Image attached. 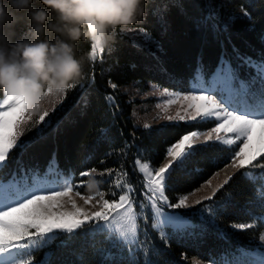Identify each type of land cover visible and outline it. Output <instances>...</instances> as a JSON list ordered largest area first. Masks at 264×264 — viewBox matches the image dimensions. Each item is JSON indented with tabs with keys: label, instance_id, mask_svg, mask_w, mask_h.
I'll use <instances>...</instances> for the list:
<instances>
[{
	"label": "trees",
	"instance_id": "16d2710c",
	"mask_svg": "<svg viewBox=\"0 0 264 264\" xmlns=\"http://www.w3.org/2000/svg\"><path fill=\"white\" fill-rule=\"evenodd\" d=\"M35 6L45 7L40 0H35ZM143 8V14L134 23L117 26L115 39L95 60L87 59L92 51L91 39L77 42V56L85 57L83 78L72 83L76 86L67 91L60 107L50 114L51 124L41 134H36L34 126L25 131L23 141L28 142L27 146L9 153L0 176L43 172L53 161L57 172L72 176L74 189L84 195L107 192L112 187L115 172L111 176L98 174L106 169L127 171L135 188L141 190L142 177L135 171L137 159L150 161L154 167L162 166L169 145L214 122L149 124L145 128L133 116L135 102L129 89L135 86L146 90L154 83L188 90L196 69L209 74L221 56L241 75L254 73L246 59L264 62V0H144ZM28 28L26 20L16 23L12 39L27 38ZM132 29L144 30L154 42L141 43L131 34ZM110 82L117 88H111ZM109 95L116 98L115 103L106 99ZM227 157V148L218 144L197 146L196 154L169 181L171 187L166 192L171 202H176V194L201 187L230 164ZM90 169L97 173L80 175ZM243 171L232 172V179L213 201H204L189 210L178 209L191 217L193 227L184 232L166 229V241L151 228L150 217L140 228L137 242L131 245L99 230L96 224L85 225L72 234H57L48 245L47 255L39 253L35 262L228 264L238 247L264 244L260 240L264 233V202L257 195L262 184L259 179L250 182L241 175ZM251 171L259 177L262 170ZM205 205L214 212L202 214ZM246 222H256L257 227H233Z\"/></svg>",
	"mask_w": 264,
	"mask_h": 264
},
{
	"label": "snow or ice",
	"instance_id": "6c2138e0",
	"mask_svg": "<svg viewBox=\"0 0 264 264\" xmlns=\"http://www.w3.org/2000/svg\"><path fill=\"white\" fill-rule=\"evenodd\" d=\"M244 14L247 15L246 12ZM141 33L146 43L154 42L149 33L144 30H141ZM92 50L95 60L98 53L104 52V47L93 49L92 45ZM245 63L255 69L259 78V101L256 93L251 90V85L255 84L256 80L253 79L251 83L239 80V86L235 87L237 76L227 60H221V66L216 70L211 82L214 86H222V91L228 93L226 98L222 95L221 99H217L216 95L209 94L216 89L204 88L199 74L197 80L201 86L194 87L187 93L174 92L167 88L160 91V96L166 99L163 105L158 104L157 107H161L163 112L167 113L173 104L182 105L175 115H166V120H211L215 121V126L205 132L194 130L182 135L166 148L167 163L162 166L154 167L150 161L141 162L139 159L134 162L135 171L142 177L140 183L144 200L139 203L134 199L135 186L128 178L127 171L122 169H106L105 172L98 173L101 176H111L115 172L116 178L107 192L97 191L91 195H81L76 191L73 196L75 185L70 180L56 187L42 188L36 177L21 176L17 179L14 175L8 184V188L16 189L11 195L5 194V185L0 183V264H34V257L28 251L30 248L50 244L57 238L58 233L72 234L85 225L96 224L101 229H109L127 244H134L138 237V218L147 219L143 212L145 208L151 209V227L158 231L161 240L167 239L166 229L170 228L174 232L187 231L193 227L191 221L180 213L165 212L164 208H191L193 205H202L204 201H213L217 192L232 179L229 175L222 182L213 185V179L219 176L217 172L200 188H195L189 193H178L175 195L176 202H171L166 192V189L171 187L169 181L173 173L178 168H183L196 154L197 146L213 147L218 144L226 147L227 158L230 160L226 168L244 170L241 175L250 182H256L258 179L264 181V160L260 159L264 157V62L257 63L248 58ZM75 86L71 84L62 94L49 101L53 111L57 104L62 103L67 91ZM110 86L117 88V85L111 82ZM234 97H239L240 101L233 103ZM106 99L115 103L116 98L109 95ZM49 115L47 107L36 110L23 97L4 94V99L0 102V170L6 166L9 153L13 149H24L27 146L28 142L20 140L25 134L24 125L33 122L36 134L39 135L51 124V120L46 121ZM144 127L149 128L150 125L145 124ZM254 168L262 170L259 177L251 171ZM94 173H97V170L90 169L80 175L91 176ZM29 179L32 180L31 184ZM92 186L94 185H89ZM204 188L210 189V194L189 203L190 197L196 196ZM257 195L264 202V190L259 191ZM108 196L112 198H106ZM75 197H79L83 205L78 204ZM88 205H92V208L99 207L93 211ZM137 208L141 211L138 212ZM213 212L214 209L207 205L202 209V214ZM261 220L264 221V217ZM233 227L245 230L257 227V223H239ZM260 240L264 241V233H261ZM193 264L198 262L194 261Z\"/></svg>",
	"mask_w": 264,
	"mask_h": 264
},
{
	"label": "clouds",
	"instance_id": "9594fccd",
	"mask_svg": "<svg viewBox=\"0 0 264 264\" xmlns=\"http://www.w3.org/2000/svg\"><path fill=\"white\" fill-rule=\"evenodd\" d=\"M0 0V90L23 97L36 110L83 78L85 57L77 42L93 49L115 39L117 26L134 23L144 0ZM23 13L24 15H18ZM26 20L27 38L13 40L14 25ZM93 50L87 59L93 60ZM38 106V107H37Z\"/></svg>",
	"mask_w": 264,
	"mask_h": 264
},
{
	"label": "rangeland",
	"instance_id": "374dc122",
	"mask_svg": "<svg viewBox=\"0 0 264 264\" xmlns=\"http://www.w3.org/2000/svg\"><path fill=\"white\" fill-rule=\"evenodd\" d=\"M131 34L137 39L140 40L141 43L145 42L143 40V35L141 33V31L139 30H130ZM93 43V42H92ZM146 43V42H145ZM100 55V53L97 54V57ZM96 57V58H97ZM221 60H227L229 63L230 61L228 59H226L225 57L221 56V59L219 60L218 64L216 65V67L212 70V72H210L209 74H204L200 68L198 67L195 71L194 76L190 79V83H189V87L188 90H173L167 87H160L157 84L154 83H150L148 85V89L143 90L141 88L138 87H131L129 89V93H130V98L132 99L133 102H135L134 105V111H133V116L136 118L137 123L141 124V125H145V124H163V123H174V124H178V122H184V123H188L186 121H169L166 120L164 117L166 115H175L177 110H180L182 105L177 103V104H173L169 107V110L167 113L162 111L161 107H157V105H163L164 100L166 99V97H162L160 96V91L164 88H167L171 91L174 92H181V93H187L191 90H193L194 87H199L201 86L200 83L197 80V76L199 74V76L202 78L203 84L202 86L204 88H213L215 87L216 91H211L209 92V94L211 95H216L217 99H221V96L223 95L225 98L228 96V93L226 91H222V86L221 85H213L212 79L213 76L216 74V70L221 66ZM259 63V62H257ZM231 64V63H230ZM232 66V64H231ZM233 67V66H232ZM234 69V67H233ZM254 73H247L245 75H241L239 72H236V76H237V82L235 83V87H238V82L239 80H243L246 83H251V81L253 79L256 80L255 84L251 85V90L253 92L256 93L257 95V101H259L260 99V81L259 78L257 77L256 71L253 68ZM156 86V87H154ZM4 99V94L2 97H0V102H2V100ZM240 101L239 97H234L232 102L233 103H238ZM251 103V102H250ZM61 104H57L55 107V110L57 108L60 107ZM49 109V113L51 114L52 112H54L52 110V105L48 104L46 106ZM39 114H37L38 116ZM50 117V115H49ZM49 117H46V121L49 120ZM36 119V117H34V120ZM199 121V120H197ZM192 122V121H189ZM201 123H206L205 121H199ZM214 124L206 127V128H197L196 130L201 131V132H205L207 130H210L212 127L215 126V121H213ZM33 126V122H29L28 124L24 125L25 127V131L27 129H29L30 127ZM36 128V127H35ZM25 135V134H24ZM21 141L24 140V136H22L20 138ZM19 143V141H18ZM141 162H145L147 160H140ZM164 163H167V159L164 161ZM236 171L235 169H232L230 167L226 168H222V170L218 171L219 176H216L213 179V185L222 182L226 176H229L232 172ZM16 176L17 179H19L21 176H27L29 178L32 177H36L38 179V183L39 186L42 188H50V187H56L59 184L65 182V181H71L72 182V176L70 175H63L57 172L56 167H55V163L52 161V163L43 171V172H25L23 171L20 174H15L12 173L10 175H8L7 177H2L0 176V183H3L5 185V194L6 195H11L13 191H15L16 189L13 188H8V184L9 181L12 180L13 176ZM214 174L210 177L213 178ZM209 179V178H208ZM32 183V180L29 179V184ZM73 183V182H72ZM205 183V182H204ZM203 183V184H204ZM201 184V185H203ZM260 184H262V187H258V192L264 190L263 186H264V181H261ZM200 185V186H201ZM200 188V187H199ZM75 192L76 190L74 189L73 191V196H75ZM119 192V190H118ZM210 194V189L204 188L202 189L200 192H198L196 194V196L194 197H190L189 203H191L193 200L204 196V195H208ZM84 195V194H81ZM107 198V197H106ZM75 199L77 200V203L80 205H83V201L79 198V197H75ZM111 199V198H109ZM134 199L137 201V203H139L140 201L144 200V195H143V187L141 188V190H138L135 188V194H134ZM95 203V201H93V204ZM195 205H193L191 208H182V209H192L194 208ZM70 207V205H69ZM87 207L91 208L93 211L98 210L97 206L96 208H92V205H88ZM137 211L140 212L141 210L139 208H137ZM165 212H177L180 213L182 215H184L186 218H188L191 223H192V219L189 215L183 214L181 213V211H179L178 209H168L167 207L164 208ZM144 212V216H146L147 218L150 217L151 218V223L153 220V213L151 211L150 208H145L143 210ZM262 217H264V215H262ZM147 220V219H146ZM145 219L142 218H138V234L140 233V228H143L144 223L146 222ZM264 223V221H263ZM102 225V222H101ZM96 227L101 230V231H105L106 233H108L109 235L112 234L114 235L121 243L125 244V245H129L127 244L125 241L119 239L115 233L111 232L109 229H101V227L97 226ZM152 228V227H151ZM155 230V229H154ZM77 231V230H76ZM59 234V233H58ZM48 245H44V246H37L35 248H30L28 251L31 252L32 256L34 257V264H42V263H38L35 262V259L37 257V255L40 253L41 255L46 256L48 253ZM239 248V247H238ZM228 264H264V244L262 247H253V248H246V247H241L238 249V251L235 253V257L231 258Z\"/></svg>",
	"mask_w": 264,
	"mask_h": 264
}]
</instances>
